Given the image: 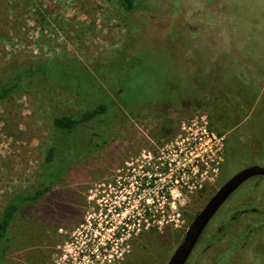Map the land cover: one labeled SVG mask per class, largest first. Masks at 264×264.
<instances>
[{"label": "rangeland", "instance_id": "rangeland-1", "mask_svg": "<svg viewBox=\"0 0 264 264\" xmlns=\"http://www.w3.org/2000/svg\"><path fill=\"white\" fill-rule=\"evenodd\" d=\"M60 59L91 72L113 107L74 134L77 155L89 132L100 145L69 156L50 190L21 206L0 264H166L217 189L264 165V0H139L131 13L116 0H0V82L13 68ZM166 93L184 105L164 151L175 149L174 161L162 159L172 164L161 172L163 192L142 201L134 184L123 209L111 158L122 161L126 101L137 108ZM91 96L37 87L0 101V209L39 188L58 136L52 119L99 100ZM137 125L132 144L145 133ZM185 264H264V176L225 201Z\"/></svg>", "mask_w": 264, "mask_h": 264}, {"label": "trees", "instance_id": "trees-1", "mask_svg": "<svg viewBox=\"0 0 264 264\" xmlns=\"http://www.w3.org/2000/svg\"><path fill=\"white\" fill-rule=\"evenodd\" d=\"M123 12L131 13L138 7L139 0H116ZM75 60H44L23 69H11L0 82V101L13 95L37 89V87L52 89L56 94L66 92L68 95L84 96L89 102L91 94L98 97V101L91 104H81L70 108V111L55 115L52 119L53 128L58 136L49 147L44 158V168L40 176V186L31 193L18 192L0 209V260L5 256L4 243L9 227L16 218L21 206L32 204L41 199L52 184L67 170V158L75 156L74 161L85 153L93 151L100 145L101 134L89 132L90 137L81 145L82 152L78 154L74 134L91 122L103 123V117L111 110L110 99L101 92L99 84L94 82V75ZM66 100V99H65ZM67 101H70L67 99ZM65 101V105L68 106ZM75 105V104H74ZM69 107V106H68ZM67 107V108H68ZM93 130V128H91ZM100 130V129H99ZM58 159L59 163L55 164ZM70 163V162H68Z\"/></svg>", "mask_w": 264, "mask_h": 264}, {"label": "flooded vegetation", "instance_id": "flooded-vegetation-1", "mask_svg": "<svg viewBox=\"0 0 264 264\" xmlns=\"http://www.w3.org/2000/svg\"><path fill=\"white\" fill-rule=\"evenodd\" d=\"M183 101L182 98L167 93L156 96L154 100L148 99L147 101L138 102L137 108H131L130 102L126 101V107L124 108V130L127 140L124 151L122 152V161L119 163L116 162L115 158H111L112 168L117 165L123 175L121 185L125 189V199L127 200L122 202L123 209L130 202V191L127 188L132 187L134 184L138 185L140 188L139 191L141 192L139 194H144L141 196L143 198L142 201H144L146 191L156 190L158 188L161 179V166L166 163L162 159L164 156L166 159H169L168 157H172L176 152L173 149L169 153H164L168 142L171 144L176 140L177 107L184 105L182 103ZM137 123L144 127L145 133L141 137L137 133V140L134 139L132 144L129 138L132 135L135 136L134 126ZM169 160L171 163L174 161L173 158ZM226 229L224 227L219 228L220 231H226Z\"/></svg>", "mask_w": 264, "mask_h": 264}, {"label": "water", "instance_id": "water-1", "mask_svg": "<svg viewBox=\"0 0 264 264\" xmlns=\"http://www.w3.org/2000/svg\"><path fill=\"white\" fill-rule=\"evenodd\" d=\"M260 176H264V165L244 167L229 177L207 200L191 221L166 264H185L205 228L230 195L249 179Z\"/></svg>", "mask_w": 264, "mask_h": 264}, {"label": "built area", "instance_id": "built-area-1", "mask_svg": "<svg viewBox=\"0 0 264 264\" xmlns=\"http://www.w3.org/2000/svg\"><path fill=\"white\" fill-rule=\"evenodd\" d=\"M170 161V160H169ZM166 166H168L169 168H168V170H171V166H172V164L171 163H164V165L163 166H161V168H162V170L163 169H166L167 170V168H166ZM162 170H161V172H162ZM159 189V191L157 192L158 194H161L163 191H162V188L161 187H159L158 188ZM168 189L166 188V193H168L169 194V192L167 191ZM156 197H157V194H156Z\"/></svg>", "mask_w": 264, "mask_h": 264}]
</instances>
